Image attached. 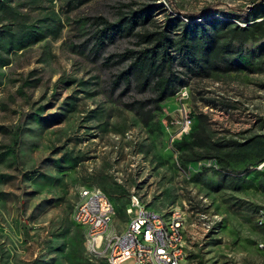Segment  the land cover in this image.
I'll use <instances>...</instances> for the list:
<instances>
[{"label": "rangeland", "instance_id": "rangeland-1", "mask_svg": "<svg viewBox=\"0 0 264 264\" xmlns=\"http://www.w3.org/2000/svg\"><path fill=\"white\" fill-rule=\"evenodd\" d=\"M159 1L170 13L167 2ZM171 1L182 11L191 12L214 4H218V9H251L252 2L257 0ZM52 5L56 9L55 0ZM162 17L159 9L153 12L156 25ZM61 40L41 42L18 51L14 61L1 68L0 98L7 100L8 108L0 111V123L17 128L22 135L18 134L15 162L9 166L0 165V172L9 175L0 183V264H75V257L94 259L83 247V229L72 221L71 212L79 187L90 185L83 182L80 165L90 172L104 163L106 157L110 163L109 171L116 178L123 174V168L126 171L140 168L137 180L146 175L141 188L137 189L145 207L160 211L176 206L182 211V264H264V253L256 245L264 241V229L255 224V216L259 211L264 212V191L256 182L264 172V161L252 167L245 176L250 184L241 183L239 189L223 186L212 190L209 185L216 176L204 174L196 179L194 175L202 167L211 166L213 160L199 161L200 167L196 162L189 163L186 176L171 167L166 172L158 169V174L151 175L139 152H131L126 144V141L147 137L155 153L170 161L172 144L182 136L177 135L175 126L166 127L169 118L177 117L175 96L165 98L151 117L150 123H155L157 129L142 127L135 116L125 112H113L108 120L111 125L123 122L126 125L124 132L110 127L100 133L81 127L80 118L88 109L107 106L99 96L81 92H74L78 97L76 111L59 122L47 121L44 127L25 122L24 115L32 109L23 102L22 96H16L13 101L7 96L17 85L13 80L24 76L29 69H36L34 74L40 76L39 86L25 90L30 101L35 102L32 106L44 105V115H48L57 113L59 103L66 95L73 94L75 86L65 88L58 82L62 76L88 79L91 74L90 68L77 55L68 52ZM185 87L188 93L185 106L190 111L192 124L195 114L202 112L216 133L240 135L247 129L256 128L253 127L256 117L264 118V64L241 66L238 71L219 78L202 81L190 78ZM214 100L230 102L234 108ZM86 133L92 136L88 137ZM76 137L84 139L76 141ZM61 145L84 160L76 167L58 170L49 158L56 157L53 148ZM33 169L36 170L34 173L40 174L33 175ZM163 190L169 193V199L164 197ZM148 202H151L150 206L145 205ZM110 222L111 228L118 232L125 224L114 216ZM131 263L129 258L119 264Z\"/></svg>", "mask_w": 264, "mask_h": 264}, {"label": "trees", "instance_id": "trees-1", "mask_svg": "<svg viewBox=\"0 0 264 264\" xmlns=\"http://www.w3.org/2000/svg\"><path fill=\"white\" fill-rule=\"evenodd\" d=\"M55 1L56 9L52 0H0V84L1 68L10 65L18 51L61 38L66 50L77 55L91 70L88 79L65 76L59 79L65 88L75 87L73 94L66 95L57 106L58 114L44 115V105L32 106L35 102L30 101L25 88L34 90L39 86L40 76L34 74L36 69H29L24 76L13 80L17 85L7 96L12 101L16 96H22L23 102L32 109L24 115L25 122H34L41 127L47 121L59 122L74 113L78 98L74 92H81L99 96L107 104L106 107L99 105L88 109L80 118L81 127L100 133L110 127L124 132L126 125L123 122L111 125L108 120L113 112H125L135 116L142 127L157 129L150 119L158 105L165 98L174 97L180 87L186 86L187 79L219 78L238 71L241 66L264 64V1H253L251 9H218V4H214L185 12L171 0H165L170 13L159 0ZM157 9L163 17L156 25L153 12ZM214 101L234 108L230 102ZM7 108V100L1 97L0 111ZM194 118L195 123L191 121L188 133L172 144L179 166L186 168L192 162L214 160L216 168L204 166L194 175L196 179L204 174L216 176L209 185L212 190L223 186L239 189L241 183L250 184L245 176L252 167L264 161V118L256 117L253 126L256 128L247 129L240 135L216 133L209 126L205 113L197 112ZM91 121L93 125H88ZM18 134L22 135V132L17 128L0 123V165L9 166L15 162ZM74 139L79 141L84 137ZM131 141L126 144L131 152H139L141 159L146 161L149 174H158V169L166 170L162 167V155L155 153L147 137ZM53 154L56 157L49 159L58 170L76 167L84 160L64 145L54 147ZM109 166L107 157L90 172L80 165L81 177L83 182L90 184L87 186L98 187L108 197L113 216L125 223L124 208L130 188L135 189L142 202L137 189L141 188L146 175L137 180L140 168L135 171L123 168V174L116 178ZM31 172L40 174L34 173V169ZM8 178V174L0 172V183ZM256 182L264 191V172ZM164 193L169 199V193L163 190ZM145 205L150 206L151 202ZM74 260L75 264H106L101 258L75 257Z\"/></svg>", "mask_w": 264, "mask_h": 264}, {"label": "built area", "instance_id": "built-area-1", "mask_svg": "<svg viewBox=\"0 0 264 264\" xmlns=\"http://www.w3.org/2000/svg\"><path fill=\"white\" fill-rule=\"evenodd\" d=\"M187 98V88L180 87L175 94L177 117L167 121L166 127L175 126L177 135L187 134L190 129L192 119L185 106ZM170 155V161L161 156L162 167L174 168L186 176L188 169L179 166L173 149H170ZM195 164L200 167L199 161ZM211 167L216 168L214 160ZM124 213L126 220L123 229L114 231L110 222L113 207L108 197L98 187H79L71 219L83 228L82 244L89 255L103 259L106 264H119L129 258L131 264H182L183 213L178 207L160 211L147 208L131 187ZM255 224L264 229V212L259 211L255 216ZM256 245L264 252V241Z\"/></svg>", "mask_w": 264, "mask_h": 264}, {"label": "crops", "instance_id": "crops-1", "mask_svg": "<svg viewBox=\"0 0 264 264\" xmlns=\"http://www.w3.org/2000/svg\"><path fill=\"white\" fill-rule=\"evenodd\" d=\"M262 252V251H261ZM262 253H264V252H262Z\"/></svg>", "mask_w": 264, "mask_h": 264}]
</instances>
